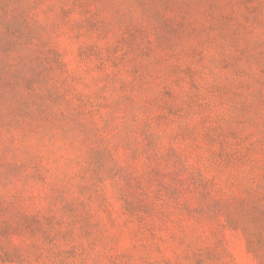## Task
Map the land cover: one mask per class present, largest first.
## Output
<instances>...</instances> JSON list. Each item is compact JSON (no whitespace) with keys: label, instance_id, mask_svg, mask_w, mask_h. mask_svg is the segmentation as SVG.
<instances>
[{"label":"rangeland","instance_id":"obj_1","mask_svg":"<svg viewBox=\"0 0 264 264\" xmlns=\"http://www.w3.org/2000/svg\"><path fill=\"white\" fill-rule=\"evenodd\" d=\"M0 264H264V0H0Z\"/></svg>","mask_w":264,"mask_h":264}]
</instances>
